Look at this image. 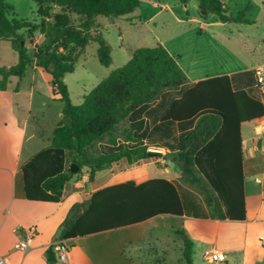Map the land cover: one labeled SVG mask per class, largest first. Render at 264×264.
<instances>
[{
	"label": "trees",
	"instance_id": "trees-1",
	"mask_svg": "<svg viewBox=\"0 0 264 264\" xmlns=\"http://www.w3.org/2000/svg\"><path fill=\"white\" fill-rule=\"evenodd\" d=\"M195 1L201 12L215 13L221 23H251L246 12L232 15L222 0ZM53 2L62 8V13L55 15L51 22L47 9L40 7L41 24L36 25L10 20L6 0H0V42L9 41L19 58L15 65L0 67V91L8 89L12 78L20 82L28 69L36 66L52 77L53 92L60 95L59 100L64 104V118L53 130L50 146L36 153L21 169L25 198L60 203L66 187L84 168L93 180L96 173L114 163L124 159L132 163L133 156L148 151L147 144L169 149V155L179 163L182 177L197 185V154L213 139L207 179L215 196L206 198L208 216L214 220L244 221L245 144L241 125L261 118L263 105L245 90H234L230 77L225 75L197 83L173 101L158 124L148 128L143 118L144 107L164 91L188 83L178 59L161 44L136 49L126 65L111 72L84 97L82 104L75 105L64 78L74 72L79 54L97 42L100 63L104 66L112 63L111 46L98 32L95 19L128 17L140 8L141 0ZM72 14L83 19L80 25L72 23ZM38 30L43 41L30 50L26 45L27 35ZM221 124L224 131L216 135ZM122 125L121 137H118L116 132ZM73 164L79 167L76 173L71 172ZM158 215H185L177 187L162 178L140 185L129 181L95 193L78 219L74 220L70 214L65 228L71 229L65 237L132 225ZM176 233L184 244L185 264H193V241L183 230ZM53 251L54 247L49 252L51 264L55 262Z\"/></svg>",
	"mask_w": 264,
	"mask_h": 264
},
{
	"label": "crops",
	"instance_id": "crops-1",
	"mask_svg": "<svg viewBox=\"0 0 264 264\" xmlns=\"http://www.w3.org/2000/svg\"><path fill=\"white\" fill-rule=\"evenodd\" d=\"M222 1L228 4V0ZM158 2L162 0H141L140 8L134 13L145 14L148 20H152L160 13L153 12L149 17L150 10L159 6ZM7 42L9 41L0 42V67L15 65L19 59L11 43L8 46ZM262 63L264 59L258 62L259 65ZM236 74L228 71L194 78L186 74V85L164 91L156 101L144 107L146 126L153 128L173 101L181 98L200 81L210 78L227 75L234 90H245L249 96L258 100L254 82L245 81ZM51 80L52 77L42 68L33 66L20 82L12 78L8 89L0 91V259L4 260V264H51L49 252L61 241L71 246L70 260L60 262L54 250L55 262L52 264H159L157 261L160 257L162 264H167L176 248H181L183 256V241L178 245L175 238L178 230L186 232L194 243L193 251L198 250L201 256L208 250L224 254L225 260H207L209 264H264V247L260 243V238L264 237V138L261 135L254 136L250 129V125L258 119L241 125L245 144L244 221L214 220L208 216L207 211L198 210L194 198L184 196L180 191L181 170L170 167L163 169L162 176L154 177L143 169L121 179L116 178L109 167L96 173L93 180L87 176L80 181L74 179L66 187L60 203L27 200L21 169L36 153L50 146L53 130L64 118L62 108L57 114L59 119L55 121L51 136L48 137L41 120L46 118L50 101H58L60 98V95L53 92ZM43 81L47 85L45 91L42 88ZM169 91L176 94L169 98L165 111L158 114L159 105L163 103L162 96ZM257 129L259 127L255 130ZM223 131L224 126L221 124L216 135H221ZM214 143L212 139L197 154V161L208 169L207 177L210 175ZM159 148L171 153L169 149ZM157 178L166 179L177 187L185 205V215H158L132 225L65 237L71 229L65 228L70 214L74 220L81 217L95 193L129 181L140 185ZM87 180L90 182L89 190H80L79 187ZM178 219L181 221L180 225L176 224ZM29 232V248L26 251L16 249L18 243L27 239Z\"/></svg>",
	"mask_w": 264,
	"mask_h": 264
},
{
	"label": "rangeland",
	"instance_id": "rangeland-1",
	"mask_svg": "<svg viewBox=\"0 0 264 264\" xmlns=\"http://www.w3.org/2000/svg\"><path fill=\"white\" fill-rule=\"evenodd\" d=\"M158 4L157 8L149 12V17L153 12H160L152 20H148L145 14L140 15L138 12L116 20L103 16L95 19L98 32L102 33L111 46L112 63L109 66L100 63L97 42H92L79 54L74 72L67 74L64 78L73 104H82L84 97L111 72L128 63L136 49L155 47L158 44L163 45L178 59L181 68L191 78L234 71L237 73L236 76H241L245 81L254 82V69L259 65L258 62L264 59V0H228L227 5L231 9V14L238 16L246 12V18L251 22L250 24H222L215 13L209 12L208 15H204L195 0H162ZM6 5L8 6L7 17L10 20L18 19L36 25L41 24L40 7L47 9L51 22L54 21L55 15L62 13V8L53 0H6ZM71 20L74 25H80L83 21L75 14L71 15ZM27 37L29 38L26 45L30 50L39 44L37 41L43 40L39 30ZM6 44L10 46L9 42ZM42 88L43 91L47 88L44 81ZM175 94L174 91L164 93L158 114L165 111L169 98ZM50 104L46 118L41 120V125L47 131L48 137L51 136L55 121L59 119L57 114L64 107L60 100L50 101ZM256 127H259L258 122L250 125L254 136L260 135L258 131L255 132ZM122 128L123 125L118 128L116 136L121 137ZM156 144L161 143L156 142ZM147 147V152L157 155L141 158L132 163L126 159L115 163L111 169L116 178H126L130 176L129 173L143 169L154 177L162 176L163 169L168 167L177 171L180 169L179 163L172 155L153 144H147ZM195 171L199 184L191 185L182 177L179 188L184 196L190 195L194 198L198 204V210L208 213L206 198L215 196L207 179L208 169L197 161ZM85 176L90 178L87 168L75 177V181L83 180ZM89 183L87 180L79 189L88 191ZM176 224L180 225L181 221L178 219ZM175 238L177 244L181 245L182 238L177 234ZM193 259L195 264H209L198 250H195ZM157 263L162 264L161 257L158 258ZM167 264H185L180 247L173 251Z\"/></svg>",
	"mask_w": 264,
	"mask_h": 264
},
{
	"label": "built area",
	"instance_id": "built-area-1",
	"mask_svg": "<svg viewBox=\"0 0 264 264\" xmlns=\"http://www.w3.org/2000/svg\"><path fill=\"white\" fill-rule=\"evenodd\" d=\"M254 85L258 93V101L263 105L264 108V63L255 67L254 72ZM259 123V129L256 131L264 138V115L257 120ZM152 151V150H151ZM31 236V232L26 240L18 243L15 247L16 249L26 251L29 248L28 239ZM260 243L264 247V237L260 238ZM54 250L57 256V259L60 262L66 263L70 260L71 257V246L65 242L61 241L55 244ZM202 256L207 259L211 260L212 262H220L225 260V256L222 253L213 252V251H205L203 252ZM0 264H4V260L0 259Z\"/></svg>",
	"mask_w": 264,
	"mask_h": 264
},
{
	"label": "water",
	"instance_id": "water-1",
	"mask_svg": "<svg viewBox=\"0 0 264 264\" xmlns=\"http://www.w3.org/2000/svg\"><path fill=\"white\" fill-rule=\"evenodd\" d=\"M204 15H207L206 13H203ZM155 155L154 153H151V152H142V153H139L135 156H133V162H136L137 160L141 159V158H145V157H151ZM79 167L75 164L72 165V168H71V172L72 173H76L78 171Z\"/></svg>",
	"mask_w": 264,
	"mask_h": 264
}]
</instances>
